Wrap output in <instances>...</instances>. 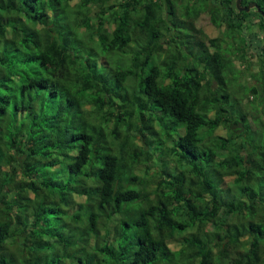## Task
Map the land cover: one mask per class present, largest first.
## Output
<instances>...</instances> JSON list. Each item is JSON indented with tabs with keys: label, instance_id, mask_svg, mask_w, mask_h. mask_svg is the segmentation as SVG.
I'll use <instances>...</instances> for the list:
<instances>
[{
	"label": "trees",
	"instance_id": "trees-1",
	"mask_svg": "<svg viewBox=\"0 0 264 264\" xmlns=\"http://www.w3.org/2000/svg\"><path fill=\"white\" fill-rule=\"evenodd\" d=\"M254 9L0 0V264H264ZM252 15L259 67L242 84L228 54L249 68Z\"/></svg>",
	"mask_w": 264,
	"mask_h": 264
},
{
	"label": "rangeland",
	"instance_id": "rangeland-1",
	"mask_svg": "<svg viewBox=\"0 0 264 264\" xmlns=\"http://www.w3.org/2000/svg\"><path fill=\"white\" fill-rule=\"evenodd\" d=\"M209 1L212 2V1H215V0H209ZM252 10H253V8H252ZM252 16L253 17H252L251 22H248V23H251V25L249 27H247V29H246L247 32H245V34L247 35V45H248L249 37L253 39L252 44L250 45V54L247 57V60L250 62L249 68H246V65L243 66L241 64V62L237 59L236 55L228 54L230 56V58L232 59V61H233L234 68L236 70H239L241 72L240 82L242 84H251V83H253L254 82V78L252 77L251 74L254 73L256 71V69L259 67V63L257 61L256 55H257V52H258L257 51V46L261 44V41H259L258 39H256L258 36L255 37V38H253L252 37L253 35H250V32L253 31V30L255 31V29H258L259 28L260 19L258 17H254V15H252ZM196 26L199 27L200 29H202V31H204L207 34V37H210V38L216 37V36L220 35V33L222 31H224L223 30L224 27L221 28V27L215 26V25H213L211 23L210 18H209V15L207 14V12H203V13H201V15H199V18L196 21ZM259 30L261 32L263 31L260 28H259ZM261 32L259 33L260 36H262V33ZM236 34H233L232 37H235ZM260 36H259V38H260ZM226 40L229 41L230 39L229 38H226ZM224 41H225V38H224ZM223 45H225V43ZM209 50L211 52H213L214 47L212 45H210L209 46ZM184 51H185V53L188 56L190 55V53L188 52V50L186 48L184 49ZM102 66H106V65L99 64V67H102ZM145 98H147V97H145ZM149 105L152 106V102H150ZM249 118L250 117L248 116V120H249ZM215 133L216 134H219V135H222V136H226L227 130H226L225 125L218 127L215 130ZM135 142L138 145L141 144V141H139L138 139H135ZM156 163H159V160L156 157H154L147 165L153 166ZM142 166H145V165L143 164ZM227 180H229V178Z\"/></svg>",
	"mask_w": 264,
	"mask_h": 264
},
{
	"label": "water",
	"instance_id": "water-1",
	"mask_svg": "<svg viewBox=\"0 0 264 264\" xmlns=\"http://www.w3.org/2000/svg\"><path fill=\"white\" fill-rule=\"evenodd\" d=\"M235 6H236L238 11H245V12H248L252 8H255L257 10V12H259L262 15V17L264 18V11L259 7L257 2L249 1L247 4L242 5V0H235ZM231 128L232 129L237 128L238 131H242L244 129V126L242 125L241 122H238L236 124H232Z\"/></svg>",
	"mask_w": 264,
	"mask_h": 264
},
{
	"label": "flooded vegetation",
	"instance_id": "flooded-vegetation-1",
	"mask_svg": "<svg viewBox=\"0 0 264 264\" xmlns=\"http://www.w3.org/2000/svg\"><path fill=\"white\" fill-rule=\"evenodd\" d=\"M238 122L243 123V121H241V120H237V121H235V122L233 121L232 123H233V124H236V123H238ZM243 124H244V123H243ZM243 124H242V125H243ZM243 126H244V125H243ZM233 130H234L236 133H238V132L242 133V131H243L244 129H243L242 131H238L237 128H236V129H233Z\"/></svg>",
	"mask_w": 264,
	"mask_h": 264
}]
</instances>
